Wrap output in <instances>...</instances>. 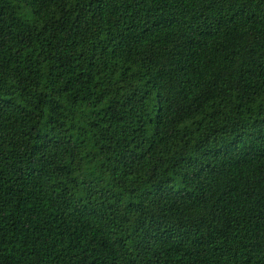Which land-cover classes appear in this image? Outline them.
Returning <instances> with one entry per match:
<instances>
[{
    "label": "trees",
    "instance_id": "obj_1",
    "mask_svg": "<svg viewBox=\"0 0 264 264\" xmlns=\"http://www.w3.org/2000/svg\"><path fill=\"white\" fill-rule=\"evenodd\" d=\"M0 264H264V0H0Z\"/></svg>",
    "mask_w": 264,
    "mask_h": 264
}]
</instances>
